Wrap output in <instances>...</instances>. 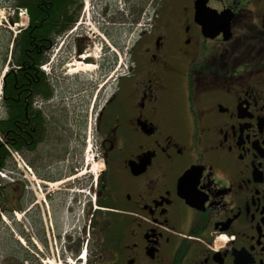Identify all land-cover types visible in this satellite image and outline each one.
I'll return each instance as SVG.
<instances>
[{
    "label": "flooded vegetation",
    "instance_id": "flooded-vegetation-1",
    "mask_svg": "<svg viewBox=\"0 0 264 264\" xmlns=\"http://www.w3.org/2000/svg\"><path fill=\"white\" fill-rule=\"evenodd\" d=\"M142 4L133 23L130 10ZM119 6L131 31L125 69L101 63L75 25L38 66L49 71L48 95L35 97L39 118L55 130L75 123L98 173L78 183L85 195L70 193L72 178L38 174L34 204L24 184L22 230L33 214L36 246L77 256L84 247L86 264H264V0ZM80 63L96 68V81L65 78Z\"/></svg>",
    "mask_w": 264,
    "mask_h": 264
},
{
    "label": "rangeland",
    "instance_id": "rangeland-1",
    "mask_svg": "<svg viewBox=\"0 0 264 264\" xmlns=\"http://www.w3.org/2000/svg\"><path fill=\"white\" fill-rule=\"evenodd\" d=\"M4 1L6 3L4 5H0V117L3 114V106L1 104V78L3 72L8 70L10 67L8 62L9 52L11 51V41L20 29L25 28L28 25L27 18H24L26 17L27 12L25 13V10H21L23 12V18L20 19L18 16L19 11L16 12L13 9V5L11 3L12 0ZM119 1L120 0H114L112 3H107L105 0H82V10L79 18L77 19V23H75V26L71 30L73 33L80 32L82 35L91 39L94 43L92 53L101 63L106 64V61L108 62L109 60L115 61L117 63V65H115V68L117 67V71H114V73L120 72V69H125L127 64L126 48L131 40L128 12L126 9L119 6ZM146 9L148 10L145 11L147 14V12L151 10V7H146ZM15 15H17L18 27H15L9 22V19L13 18ZM117 16H120L121 19L124 18V24L122 21H119L120 17L118 18ZM114 17L118 19L119 23L117 21L114 22L119 25L114 27L117 29L116 33H110L113 27L109 23L113 22L111 19H115ZM103 30L107 31L109 36L114 40L117 38V41L121 43V50L118 51V49L112 46L109 39H107L108 37L106 38L101 36V31ZM64 38L65 36L60 38L58 41L59 44H61ZM65 40H68V38ZM102 40H106L102 42L103 45L100 44ZM115 51L118 52V54H116ZM7 52L8 56L4 59V55ZM4 60H6L5 63ZM69 69H74V67H70ZM95 71L96 68L90 72L71 73L69 71L65 78L69 79L76 75H81L83 79H87V81L92 82L95 80ZM89 75H91V77H89ZM112 78L113 77H109V75L105 77V79L108 80L107 83L111 82ZM100 84H102V82ZM69 123L70 121L65 127L67 131H64L59 124H57L58 127L56 130L51 127V134L46 137L45 142L39 145L34 153L19 154L11 151V157L12 155L20 157L18 162H15L12 158V162L15 165L17 173H14L15 178L13 176L9 178L6 173L1 174V176H3L8 183H14V188L17 189L16 191L18 196L16 197V194L12 193L11 204L16 207V210L10 213V217L8 218L6 215H0V264H47V261H52L53 264H84L82 261L78 260L77 254L74 252L72 255L70 253L66 254L63 252L64 249L59 245H53L51 248H42L41 246H39V248L36 246L34 243L35 238L33 230L30 227L31 221H34L33 214H30L33 211V208H31L28 212L30 215L27 217V221H25V230H22L24 216H22V213L18 210L20 203L19 196L23 191L24 184L27 186L29 197L31 196L32 198L31 203L34 204L37 200L36 196H39L37 184H40L37 175L42 173L59 175L61 176V181L72 178L70 181H67V183H72V181H74V187L70 193L73 195H85L79 194L82 190L84 193H87L85 192V189H83L84 186L81 187L78 183L84 184L86 178L89 176L92 179L94 177L93 171L98 173V170H95V166L92 170H90L93 166L92 157L95 159L94 150L78 138L75 123L71 122L70 127L68 126ZM94 161L96 162V160ZM28 162L31 163L34 168L29 166ZM68 171H70V173H68ZM72 174L74 175L72 176ZM12 177L14 181L12 180ZM60 186L61 184L57 185V187ZM11 187L12 186H10V188ZM49 190L50 192L53 191L52 188H49ZM71 197L72 195L69 196V198ZM88 198L89 196L87 195L86 199ZM30 207L31 205H28L26 208ZM63 217L65 221L66 215L64 214ZM74 222H76V218L74 219ZM21 230L23 231V234H26L27 240L29 241H26V239H24L20 234ZM74 231V239H76L79 237L78 228H74ZM88 254L89 251L86 249V258H88Z\"/></svg>",
    "mask_w": 264,
    "mask_h": 264
},
{
    "label": "trees",
    "instance_id": "trees-1",
    "mask_svg": "<svg viewBox=\"0 0 264 264\" xmlns=\"http://www.w3.org/2000/svg\"><path fill=\"white\" fill-rule=\"evenodd\" d=\"M82 7V0H16L13 5L15 11L24 9L27 12L28 25L20 29L11 41L8 62L10 67L2 80L0 173L8 174L9 178L11 176L15 178L14 173H17L11 151L19 154L34 153L51 134L49 127L39 118L37 108L34 106L35 97L41 92L46 93L45 95L49 93L45 73L40 71L38 66L46 60L44 53L49 49V42H53L56 37L72 29ZM144 7L145 4H142L135 12L130 10L133 23L139 21ZM9 22L17 23V15L10 18ZM7 56L8 52L5 53L4 59ZM25 71L27 76L23 77ZM38 72L43 73L39 83H37ZM28 164L33 167L31 163ZM14 187V183H8L0 177V215H6L8 218L10 213L16 210L11 204L12 193L18 196Z\"/></svg>",
    "mask_w": 264,
    "mask_h": 264
},
{
    "label": "bare ground",
    "instance_id": "bare-ground-1",
    "mask_svg": "<svg viewBox=\"0 0 264 264\" xmlns=\"http://www.w3.org/2000/svg\"><path fill=\"white\" fill-rule=\"evenodd\" d=\"M17 12V11H16ZM15 12V13H16ZM15 27H18V24L15 25ZM44 67V66H43ZM70 67V66H69ZM94 69L93 65L90 64H79L74 68V71L72 73H77V72H90ZM7 72V71H6ZM47 264H53L52 261H47Z\"/></svg>",
    "mask_w": 264,
    "mask_h": 264
},
{
    "label": "built area",
    "instance_id": "built-area-1",
    "mask_svg": "<svg viewBox=\"0 0 264 264\" xmlns=\"http://www.w3.org/2000/svg\"><path fill=\"white\" fill-rule=\"evenodd\" d=\"M18 16L20 17V19L23 18V12H22L21 10H19ZM24 18H26V17H24ZM43 69H44L45 71H47V68H46L45 66L43 67ZM12 157H13V159H14L16 162L19 161V157H18L17 155H12Z\"/></svg>",
    "mask_w": 264,
    "mask_h": 264
},
{
    "label": "water",
    "instance_id": "water-1",
    "mask_svg": "<svg viewBox=\"0 0 264 264\" xmlns=\"http://www.w3.org/2000/svg\"><path fill=\"white\" fill-rule=\"evenodd\" d=\"M88 61V59H86V61L85 62H87Z\"/></svg>",
    "mask_w": 264,
    "mask_h": 264
}]
</instances>
